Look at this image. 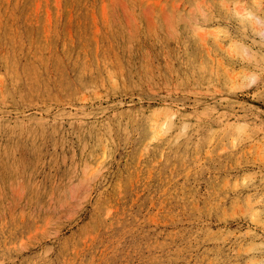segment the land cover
<instances>
[{
  "label": "rangeland",
  "instance_id": "obj_1",
  "mask_svg": "<svg viewBox=\"0 0 264 264\" xmlns=\"http://www.w3.org/2000/svg\"><path fill=\"white\" fill-rule=\"evenodd\" d=\"M0 264H264V0H0Z\"/></svg>",
  "mask_w": 264,
  "mask_h": 264
}]
</instances>
